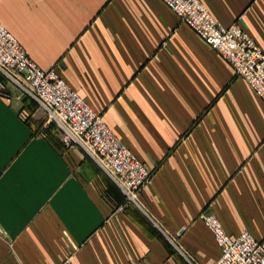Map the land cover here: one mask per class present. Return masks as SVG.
I'll use <instances>...</instances> for the list:
<instances>
[{"label": "crops", "instance_id": "obj_1", "mask_svg": "<svg viewBox=\"0 0 264 264\" xmlns=\"http://www.w3.org/2000/svg\"><path fill=\"white\" fill-rule=\"evenodd\" d=\"M201 1L264 51V0ZM0 21L152 172L119 209L98 164L37 132L45 112L0 79V264H214L207 212L264 238V102L163 0H0Z\"/></svg>", "mask_w": 264, "mask_h": 264}, {"label": "built area", "instance_id": "obj_2", "mask_svg": "<svg viewBox=\"0 0 264 264\" xmlns=\"http://www.w3.org/2000/svg\"><path fill=\"white\" fill-rule=\"evenodd\" d=\"M198 36L243 78L264 102V51L238 25L218 21L201 0H163ZM0 73L45 112L47 123L59 130L68 148L83 149L121 190L124 203L139 205L152 172L138 155L61 76L55 67L42 68L28 55L17 37L0 21ZM221 249L214 264H264V238L248 230L228 234L220 219L204 213Z\"/></svg>", "mask_w": 264, "mask_h": 264}, {"label": "trees", "instance_id": "obj_3", "mask_svg": "<svg viewBox=\"0 0 264 264\" xmlns=\"http://www.w3.org/2000/svg\"><path fill=\"white\" fill-rule=\"evenodd\" d=\"M30 97H25L24 101H29ZM32 101H34L32 99ZM30 117H28L29 120ZM37 132H42L44 136H46L56 147L59 149H63V143L60 141L59 137H57V132H56V126H49V127H44L42 130L37 129ZM125 199L124 196L122 195V202L124 203Z\"/></svg>", "mask_w": 264, "mask_h": 264}, {"label": "rangeland", "instance_id": "obj_4", "mask_svg": "<svg viewBox=\"0 0 264 264\" xmlns=\"http://www.w3.org/2000/svg\"><path fill=\"white\" fill-rule=\"evenodd\" d=\"M0 79H3L4 81H5V83H4V86H6V89L7 90H10V88H12V87H16V88H18L14 83H12L11 81H9L2 73H0ZM19 89V88H18ZM1 90H4L5 91V93L7 92L4 88H2ZM20 90V89H19ZM20 93H21V97H27L25 94H23L21 91H20ZM29 99V98H28ZM29 101H31V103L33 104V106L35 105H37V103L35 102V101H32V99H29ZM44 115V119H45V121L47 120V116H46V114L44 113L43 114ZM51 127V126H55V124H53V123H47V127ZM105 175L112 181V179L105 173Z\"/></svg>", "mask_w": 264, "mask_h": 264}]
</instances>
